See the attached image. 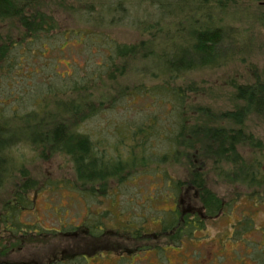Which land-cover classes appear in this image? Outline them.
<instances>
[{"label": "rangeland", "instance_id": "374dc122", "mask_svg": "<svg viewBox=\"0 0 264 264\" xmlns=\"http://www.w3.org/2000/svg\"><path fill=\"white\" fill-rule=\"evenodd\" d=\"M117 1L121 9L113 3L111 14L106 9L109 1H39L34 4L38 11L52 16L57 25L54 38L47 40L42 35L30 47L20 43L7 55L9 64L0 72V126L17 135L0 139V150L6 149L15 173L0 189V264H264V203L254 195V188L237 181L229 166L222 174L227 172L230 178L218 177L220 168L205 164L191 149L180 147L177 159L169 154L170 136L163 128L177 115L168 117V110L154 98L127 97L117 103L101 98L115 88L163 84L160 78L153 80L150 72L154 69L148 70L159 62L154 59L147 65L142 59L137 63L132 58L116 61L123 75L113 66L105 70L113 56L109 44L163 46V36L146 31L155 21L166 26L190 25L206 17L214 19L215 7H196L199 0H154L162 6L156 11L153 0ZM233 3H237L235 8ZM229 8L216 15L220 20L215 25L220 22V26L238 31L242 42L253 41V48L237 53L226 65L182 75L174 85L183 87L188 97L186 136L196 126L243 129L252 141L239 148L245 166L256 160L264 172V116L243 117V103L237 98L239 86L264 84V0H230ZM28 11L37 14L34 7ZM28 35L19 18L0 21V46L21 42ZM184 36L178 31L169 37L180 42ZM184 50L192 51L187 44L179 52ZM183 56L192 58L193 54ZM10 62L14 69L9 73ZM98 66L104 67L102 78L86 87L87 77ZM84 84L93 110L76 118L78 115L71 114L73 104L65 102L84 95L71 91ZM58 102L61 105L55 106ZM15 115L16 122L11 119ZM62 115L61 121L90 139L96 157L109 162L106 172L115 163H124L118 178L83 184L72 157L35 143L66 137L63 132L55 138L51 129V122ZM82 117L87 119L85 123ZM149 123L154 124L153 136L144 150L148 160L141 167L140 155L133 154L137 162H131L124 150L129 148L122 147L120 140L129 135L128 124L135 129ZM74 147L75 143L67 146ZM168 154L162 162L160 157ZM86 170L97 172L91 165ZM23 171L37 183V189L28 194L26 207L17 208L13 198ZM196 172L202 173L206 187L223 204L211 219L203 217L200 195L189 186ZM177 183L183 185L179 192ZM13 207L14 214L9 215ZM198 215L202 222L197 231L193 223ZM17 223L19 228L12 227Z\"/></svg>", "mask_w": 264, "mask_h": 264}, {"label": "trees", "instance_id": "16d2710c", "mask_svg": "<svg viewBox=\"0 0 264 264\" xmlns=\"http://www.w3.org/2000/svg\"><path fill=\"white\" fill-rule=\"evenodd\" d=\"M42 0H0V21L9 18H19L20 22L27 29L30 35L28 38L24 39L21 42L17 43H6L0 46V72L3 70L4 66L9 64L6 63L5 60L7 55L10 52L14 53L17 49V46L21 43L27 47H30L33 40H39L42 35L45 36L47 40H51L54 38L53 32L57 30V25L54 22V18L50 15H47L41 11H38L36 8L37 2ZM100 3H104L109 1V7L106 8L111 14L114 12L112 8L116 4L117 10L121 9V5L119 1L114 0H94ZM198 6L205 7L209 9V7H215V17L214 19L206 17L204 20H198L190 25H184L183 23L175 24L169 23L167 26L162 21L158 20L150 26L146 31L149 35L153 36H163V46H157L155 43L148 44L142 43L141 46H130V45H122V44H109L108 50H110L113 54L111 59H109V64L105 67V70L110 66L113 70L120 71V75H123V71L119 70L116 66V61H121L123 59L132 58L137 63L142 59L146 65L150 63L152 59L159 61L153 65V68H148L147 66L142 65L145 71V68L148 70L154 69V72H150L154 81L162 80L163 84L155 83L153 85L141 84V86H134L132 89L130 87L119 89L116 91V88L113 91L103 95L101 98L110 102H119L121 99H125L127 97L139 98L148 97L154 98L158 106L165 107L168 110L169 115H177V118L174 122H170V126L166 125L163 128L165 134H169L170 139L169 143H166V138H162L167 144L168 150L167 152L174 156L175 159L178 158V154L180 153L179 148L185 147L193 150V152L197 153L202 160L206 164V162L210 163L213 168H220L218 177L221 178H230L229 174L223 173L225 166H229L232 170L230 174L237 178L236 180L242 182L241 184H247L248 189H253V193L256 197L259 198L264 203V172L262 171V163H257L254 160L250 166L247 168L245 166V159L239 152V148L241 145L245 143L252 142L249 139L246 132L241 130H233L227 128H213L209 126H196L193 127L188 135H185V129L187 127L186 119H185V107L187 102V93L183 87H178L174 85L176 80L181 79L182 75H186L195 71L203 70V69H214L224 64H228L231 58H236L239 56L240 52L248 51L253 48L252 42L247 41L242 42L236 31L228 28L220 26V22L215 25L220 20L216 18V15L226 13L229 10V1L230 0H199ZM235 1V0H232ZM118 2V3H117ZM155 10L159 11L161 4L157 1H154ZM237 3H233L232 7L235 8ZM30 7H34V13L32 14L28 9ZM116 10V11H117ZM39 17V20H37ZM222 22V21H221ZM188 26V27H187ZM187 27V28H185ZM184 32L185 36L183 37V41H171L170 35H175L176 33ZM234 34V35H231ZM104 39V38H103ZM92 40V39H91ZM168 44V47L165 44ZM229 43V46L226 44ZM184 44H187L192 51L184 50L181 53L179 52ZM170 49V51H168ZM180 53V54H179ZM185 53H191L192 58L184 57ZM15 58L18 57V54H14ZM167 58V60H165ZM235 60V59H234ZM233 61V60H232ZM11 63V62H10ZM179 64V65H178ZM9 73L13 71L14 66L12 63L10 64ZM98 68V69H97ZM102 68V69H101ZM95 71L91 76L87 77L89 81L86 83V87L93 81L100 80L104 74V67L98 66L94 69ZM146 72V71H145ZM144 76V75H142ZM66 78V77H65ZM61 78V79H65ZM71 78V77H70ZM170 81V82H169ZM85 84L80 88L73 87L72 92H82L84 93ZM87 89V88H86ZM116 93V95H115ZM63 94V93H62ZM56 94L55 96H58ZM75 101L65 102L72 103L71 106V114L78 115L76 118L83 116L86 111H92L91 107L92 103H89L87 99V95H77ZM83 97V99H81ZM237 98L242 101L243 105L241 108V113L243 117H248L252 115L264 116L263 105H264V84H253V85H242L237 88ZM101 102L100 100H98ZM43 103V102H41ZM61 105V102L57 103L55 106ZM85 106V108H84ZM65 116V115H64ZM60 116L52 124V131H54V135L59 136V134L65 133V138L61 141L58 140H48L47 138L42 141V143H37V145L44 147L45 150H50L52 152L57 153H65L72 157L73 162L75 164V169L77 173V178L83 184H97L103 181H106L110 178H118L121 175L124 167V163L117 162L115 163V167L112 166V170L110 172H106L105 168L109 162H104L103 159L96 157V149L90 139L86 136H83L80 133L76 132V128H71L65 121H61L64 117ZM169 117V116H168ZM16 122L18 119V115H15L11 118ZM83 122L85 123L87 119L82 117ZM1 121V119H0ZM153 123L145 124L137 126L135 129H131V126L128 124L127 132L128 136L121 137L122 147L129 148L124 149L129 154V159L131 162H137V158L132 156L135 153H138L140 156L138 157V164H141V167L145 165V160L148 158L145 157L144 150H147L146 145L149 143L150 137L153 136ZM166 129V130H165ZM13 135H17V131H12L0 126V139L1 137H9L12 138ZM23 139V138H22ZM27 139V138H26ZM19 141V140H18ZM17 141V142H18ZM31 141V140H30ZM15 142L13 146L17 143ZM75 143V147L73 150L68 149L67 146ZM129 145V147H126ZM262 146V143H261ZM8 149V148H7ZM4 150H0V157L3 156V160H0V189L3 188L7 179H11L14 173V167L12 162L6 157ZM141 152H143L141 154ZM168 156L160 157V160L163 162L169 158ZM129 160V161H130ZM260 162V161H259ZM88 165L94 166L97 169V172L89 173L87 172ZM99 168V169H98ZM216 170V169H215ZM158 172V171H157ZM155 172V173H157ZM22 182H18V187L16 191V196L13 198V203L17 204V208L19 205L22 207L27 206L28 194L36 191L37 183L35 181L29 180V175L27 172H22ZM170 180V179H169ZM171 181V180H170ZM192 188H194V192H198L200 195L201 203L203 209L210 216H216L220 210L222 209L221 200L206 187V179L202 175V173H197L193 175L192 179L189 180ZM177 192L180 191V187L182 188L181 183H177ZM94 192V188L92 189ZM252 191V190H249ZM251 199L253 197H250ZM255 199V198H254ZM253 199V200H254ZM257 201V199H255ZM12 202V201H11ZM10 202V203H11ZM20 208V207H19ZM11 209V214H14V209ZM173 211V210H172ZM18 213V212H17ZM173 213V212H171ZM8 222L6 221V227L9 231H11L10 227H8ZM19 228V224L12 227ZM193 225V229H194ZM195 230V229H194Z\"/></svg>", "mask_w": 264, "mask_h": 264}, {"label": "flooded vegetation", "instance_id": "af4514ba", "mask_svg": "<svg viewBox=\"0 0 264 264\" xmlns=\"http://www.w3.org/2000/svg\"><path fill=\"white\" fill-rule=\"evenodd\" d=\"M201 211H202V209L200 210V214H201ZM198 217H199V220H197V221H194V227H195V229L198 231V228H199V224L202 222L201 221V215H198ZM203 217H207L208 219H211V218H213V216H210V215H208L207 213H206V211H205V214L203 215ZM208 261H206L205 260V262L204 263H207ZM237 264H240V262H237ZM259 264V263H258Z\"/></svg>", "mask_w": 264, "mask_h": 264}]
</instances>
